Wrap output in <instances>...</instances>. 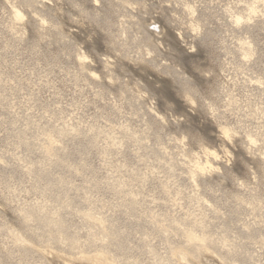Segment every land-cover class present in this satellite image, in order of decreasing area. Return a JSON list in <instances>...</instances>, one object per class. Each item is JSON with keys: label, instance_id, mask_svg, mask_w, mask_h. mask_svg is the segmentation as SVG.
Listing matches in <instances>:
<instances>
[{"label": "rangeland", "instance_id": "1", "mask_svg": "<svg viewBox=\"0 0 264 264\" xmlns=\"http://www.w3.org/2000/svg\"><path fill=\"white\" fill-rule=\"evenodd\" d=\"M0 264H264V0H0Z\"/></svg>", "mask_w": 264, "mask_h": 264}]
</instances>
